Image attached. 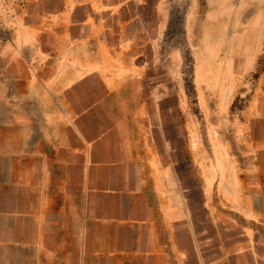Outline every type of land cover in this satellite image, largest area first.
Segmentation results:
<instances>
[{"label":"crops","instance_id":"crops-1","mask_svg":"<svg viewBox=\"0 0 264 264\" xmlns=\"http://www.w3.org/2000/svg\"><path fill=\"white\" fill-rule=\"evenodd\" d=\"M35 1L44 8L31 33L103 53L64 58L47 77L61 81L58 66L72 67L44 93L46 121L36 133L24 126L30 152L11 155L0 177V264H264V7L246 31L260 37L241 46L244 69H235L257 73L236 124L245 149L228 165L220 149L216 200L205 197L198 215L169 128L154 121L156 110L142 114L143 91L71 89L94 75L106 82L108 45H141L151 25L157 33V6L151 14L149 0ZM255 1L264 4L245 0Z\"/></svg>","mask_w":264,"mask_h":264},{"label":"rangeland","instance_id":"rangeland-1","mask_svg":"<svg viewBox=\"0 0 264 264\" xmlns=\"http://www.w3.org/2000/svg\"><path fill=\"white\" fill-rule=\"evenodd\" d=\"M149 5L151 14L157 6L158 32L151 25V33L138 36L141 45H108L106 82L94 75L71 89L143 91L142 114L156 110L154 121L169 128L175 170L189 191V203L201 215L203 209L208 210L205 197L206 202L216 200L213 187L224 170L220 149L227 165L230 156L245 149V135L236 124L245 120L243 111L257 73L237 74L235 69L237 64L244 69L246 53L241 46L253 45L260 37L246 31L264 4L149 0ZM42 6L35 0H0V177L11 164V155L30 152L24 126L32 125L31 132H37L47 119L42 113L48 107L45 91L63 86L72 68L58 66L61 81H47L53 65L67 57L96 59L103 53L93 45L90 49L88 45H59L54 35L37 32L39 27L31 33L29 26L40 22ZM156 19L151 17V22ZM86 100L79 98L77 105ZM221 216L233 219L225 210Z\"/></svg>","mask_w":264,"mask_h":264}]
</instances>
